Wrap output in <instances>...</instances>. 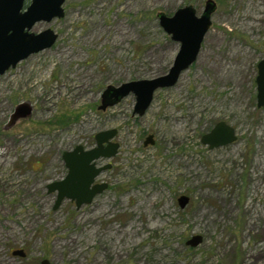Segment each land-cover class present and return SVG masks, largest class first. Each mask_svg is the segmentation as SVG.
<instances>
[{"label":"rangeland","instance_id":"rangeland-1","mask_svg":"<svg viewBox=\"0 0 264 264\" xmlns=\"http://www.w3.org/2000/svg\"><path fill=\"white\" fill-rule=\"evenodd\" d=\"M25 2V7L29 5ZM207 0H65L51 48L0 76V264H264V107H256L264 58V0H212L216 9L196 61L144 115L135 98L98 110L104 89L164 75L179 43L159 25ZM29 117L5 129L20 103ZM232 144L209 150L218 123ZM116 130L118 152L96 184L107 188L76 209L46 186L67 170L62 153L89 150ZM148 136L153 144L144 146ZM180 196L189 199L185 208ZM202 237L195 248L185 245ZM22 250L24 257L13 256Z\"/></svg>","mask_w":264,"mask_h":264},{"label":"water","instance_id":"water-1","mask_svg":"<svg viewBox=\"0 0 264 264\" xmlns=\"http://www.w3.org/2000/svg\"><path fill=\"white\" fill-rule=\"evenodd\" d=\"M0 0V76L9 69L55 43L57 34L46 29L34 34L33 26L39 22L49 23L53 19L64 16L63 4L65 0ZM216 9L212 0H207L200 16L196 10L188 5L177 9L172 16L163 13L157 15L159 25L163 31L176 43L179 50L172 66L164 75L149 80H137L107 86L101 94L98 110L105 111L113 107L128 95H133L135 104L133 115L143 116L149 108L154 93L159 89L173 87L181 74L197 59L205 34L211 27V15ZM256 107H264V58L257 64ZM32 106L28 102L18 104L10 114L4 128H11L16 122L29 117ZM116 130H107L94 136L95 146L85 150L81 146L62 153L61 159L67 170L65 177L46 186L47 193H56L53 210H56L63 200L73 201L76 209L92 203L94 198L102 193L107 184H96V178L110 169V164L97 166L98 160L111 159L118 152V144L111 140ZM237 139L235 131L224 122H218L209 133L201 137V143L209 150L232 144ZM152 145V136H148L144 146ZM189 199L180 196L177 203L181 209L185 208ZM203 239L199 235L192 236L185 245L191 248L198 247ZM13 256L24 257L22 250L12 252ZM39 264H51L44 259Z\"/></svg>","mask_w":264,"mask_h":264},{"label":"flooded vegetation","instance_id":"flooded-vegetation-1","mask_svg":"<svg viewBox=\"0 0 264 264\" xmlns=\"http://www.w3.org/2000/svg\"><path fill=\"white\" fill-rule=\"evenodd\" d=\"M25 255V254H24Z\"/></svg>","mask_w":264,"mask_h":264}]
</instances>
